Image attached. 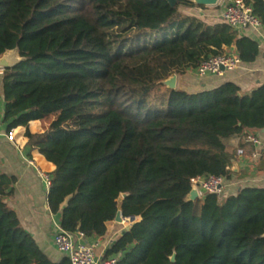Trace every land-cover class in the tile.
Instances as JSON below:
<instances>
[{"label":"trees","instance_id":"obj_1","mask_svg":"<svg viewBox=\"0 0 264 264\" xmlns=\"http://www.w3.org/2000/svg\"><path fill=\"white\" fill-rule=\"evenodd\" d=\"M264 25V0H244ZM191 0H0V70L7 132L55 164L47 202L61 227L103 236L118 212L135 217L105 257L118 264H264V187L188 200L191 180L232 176L231 140L264 129V83L227 81L188 92L164 81L233 47L244 63L259 43L181 7ZM57 112L41 133L31 120ZM0 174V264H53L7 203ZM126 194L125 196H123ZM138 218V220H136ZM176 254L174 262L171 256ZM64 264H70L67 260Z\"/></svg>","mask_w":264,"mask_h":264},{"label":"crops","instance_id":"obj_2","mask_svg":"<svg viewBox=\"0 0 264 264\" xmlns=\"http://www.w3.org/2000/svg\"><path fill=\"white\" fill-rule=\"evenodd\" d=\"M180 9L183 13L201 18L210 24L223 22V7L220 3L204 8L182 6ZM238 35L248 36L259 43L260 54L254 62H242L237 68L227 71L223 76L199 77L196 70H189L183 75H177L176 88L188 92H198L231 81L239 85L243 92H251L262 85L264 83V25L248 27ZM234 51L235 49L232 47L230 52ZM3 115L4 101L1 97L0 174L16 177L13 193L6 198V201L16 211L22 226L33 236L43 254L53 264H64L68 258L57 249L54 243V235L61 228V214L53 213L50 210L47 202L48 192L37 172V168H39L52 174L56 166L48 161L37 148L28 145L25 126H18L8 133ZM57 117L58 113L54 112L42 119L31 120L29 129L33 133L44 132ZM251 133L259 138V146L250 142L240 145L242 137L231 140V143L236 147V155L231 166L232 176L228 179L230 183L228 194H234L246 186L264 187V131L262 129ZM239 148L243 149V155L237 154ZM30 160L34 162L35 166L29 163ZM129 225L131 224L113 220L109 222L108 230L103 236L81 238L76 235V238L88 243L96 239L100 240L97 254L100 257H105L106 251ZM29 264L43 263L36 256H30Z\"/></svg>","mask_w":264,"mask_h":264},{"label":"built area","instance_id":"obj_3","mask_svg":"<svg viewBox=\"0 0 264 264\" xmlns=\"http://www.w3.org/2000/svg\"><path fill=\"white\" fill-rule=\"evenodd\" d=\"M219 3L223 7V22L238 34L244 32L248 27L262 25L260 19L244 0H219ZM241 63L240 57L234 51L211 56L203 60L195 70L199 77L208 75L223 76L227 71L237 68ZM244 141L253 143L256 146L260 145L259 138L251 132L244 137ZM237 154L243 155V149L239 148ZM29 163L35 166L32 160ZM37 172L48 192L52 183V174L39 168H37ZM229 186L230 183L225 176L213 174L197 176L191 180V187L197 190L198 198H202L207 193L223 197L226 195ZM122 222L131 224V217L122 216ZM76 235L81 238L85 237L79 231L73 233L64 230L62 227L54 235L55 246L67 256L70 264H118V255L100 257L97 254L100 240L96 239L88 243L78 240Z\"/></svg>","mask_w":264,"mask_h":264},{"label":"water","instance_id":"obj_4","mask_svg":"<svg viewBox=\"0 0 264 264\" xmlns=\"http://www.w3.org/2000/svg\"><path fill=\"white\" fill-rule=\"evenodd\" d=\"M173 5L175 4L176 0H169ZM196 4L204 5V6H215L218 4L219 0H191ZM22 58L18 54L17 51L12 50V51H7L5 52L1 57H0V70L7 69V68H13L15 67ZM176 81H177V74L172 75L168 79L164 81V84L171 89L176 88ZM264 131V129H263ZM124 194L123 196H125ZM198 199V192L195 188H192L189 195H188V200L195 201ZM116 221L122 222V213L118 212L115 218ZM135 220V217H131V222ZM130 229V225L127 226L123 233L124 234L126 231ZM176 259V254L174 253L171 256V261L174 262Z\"/></svg>","mask_w":264,"mask_h":264}]
</instances>
